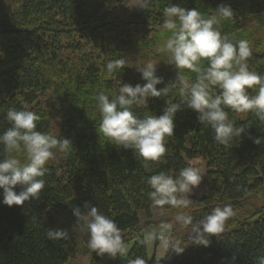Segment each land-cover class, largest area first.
I'll list each match as a JSON object with an SVG mask.
<instances>
[{"label":"trees","instance_id":"obj_1","mask_svg":"<svg viewBox=\"0 0 264 264\" xmlns=\"http://www.w3.org/2000/svg\"><path fill=\"white\" fill-rule=\"evenodd\" d=\"M170 4L197 8L205 17L213 16L221 4L230 5L234 15L221 21V33L234 42L246 40L252 52L249 70L264 76V41L254 43L245 35L247 21L264 15V0H151L147 9L138 11H132L130 0H0V134L11 127L6 118L10 108L29 110L40 117L38 131L67 138L73 145L61 162L46 165L38 200L8 206L0 188V264H68L80 254L89 255L90 264H123L119 254L99 256L89 249V236L73 215V208L83 211L86 202L116 222L123 243L134 241L129 259L142 257L145 264H256L264 256V207L246 208L264 186V121L255 113L225 109L234 126L245 129L225 146L215 141L214 130L194 110L183 107L176 114L174 134L166 139L165 155L149 161L147 168L134 150L112 144L99 132L95 97L101 91L111 97L123 83H146L129 56L139 48L154 53L156 46H163L171 35L163 28V10ZM157 56L162 64L156 74L163 77L157 88H163L177 69L167 63V53ZM118 59L125 67L108 76V62ZM184 74L195 80L190 70ZM249 94L256 93L249 89ZM172 102H182L176 88L167 96L149 98L146 107L134 112L160 115ZM58 121L59 128L54 126ZM257 138H262L260 144L254 142ZM7 155L0 145V159ZM199 156L207 162L206 195L190 196L187 208L164 207L182 210L193 224L216 207L230 205L235 215L225 221L221 234L207 237L208 246L193 243L190 234L175 260L169 255L150 258L146 234L152 222L142 223L139 215L141 210L151 215L154 205L147 179L161 172L175 177ZM56 228L68 230L69 238L49 240L47 231Z\"/></svg>","mask_w":264,"mask_h":264},{"label":"clouds","instance_id":"obj_2","mask_svg":"<svg viewBox=\"0 0 264 264\" xmlns=\"http://www.w3.org/2000/svg\"><path fill=\"white\" fill-rule=\"evenodd\" d=\"M150 3L151 0H138L135 7L147 9ZM163 15V28L171 35L160 51L168 54L167 63L177 69L176 77L165 87L157 88L163 83V77L156 74L157 64L148 62L136 66L146 83L134 86L123 83L118 93L111 94V97L104 91L95 97L101 117L99 132L112 144L134 150L136 156L143 159L145 168L149 161H159L165 155V142L174 134L176 114L185 106L197 113L202 124L210 125L215 141L225 146L245 130L234 126L226 108L236 113L253 112L264 121V76L249 70L247 61L252 55L249 44L246 40L234 42L220 30L221 21L233 17L232 7L221 4L213 16L205 17L197 8L170 4L164 8ZM124 67L123 59L110 61L106 74L111 76L115 70ZM185 69L196 74L195 80L187 78ZM174 88L178 89L182 102L166 103L160 115L141 117L134 112L136 107H146L149 98L167 96ZM215 89H219V94H213ZM249 89L256 94L250 95ZM6 118L11 127L0 134V145L8 154L0 159L3 203L24 205L26 201L40 198L45 186L42 177L47 163L55 155L53 150L67 153L73 145L67 138L58 139L38 131L40 117L32 111L10 108ZM254 142L260 144L262 138ZM13 153H23L25 161ZM203 176L198 168L192 166L182 168L175 177L163 172L151 175L147 179L152 189L148 195L155 205L187 208L192 202L189 194L200 185ZM17 185L22 189L19 192L16 191ZM73 215L77 217L76 225L87 232L88 247L92 252L99 256L126 255L121 231L112 218L90 202L85 203L83 211L81 207L73 208ZM234 215L233 208L226 205L214 208L198 224H193V218L187 215H178L176 219L185 226H192L193 243L208 246L210 241L207 237L221 234L225 221ZM47 238L67 240L69 232L61 228L49 229ZM170 247L176 254L185 250L180 241L171 242ZM128 264H145V260L136 257L128 259ZM256 264H264V256L257 257Z\"/></svg>","mask_w":264,"mask_h":264},{"label":"rangeland","instance_id":"obj_3","mask_svg":"<svg viewBox=\"0 0 264 264\" xmlns=\"http://www.w3.org/2000/svg\"><path fill=\"white\" fill-rule=\"evenodd\" d=\"M132 5V11H138L140 7H135L138 3V0H130ZM245 35L248 38L256 43L259 40L264 41V15L260 18L255 17L251 18L247 21V27ZM250 36V37H249ZM160 45L156 46L153 49L154 53H148L147 51L139 48L135 52V54L130 55V63L131 66L137 70L136 66L140 65L143 66L148 62H153L158 65L162 64V61H159L157 53H160ZM146 55H148L146 57ZM55 122L54 126L59 128V123ZM55 155L54 157L49 160V163H58L61 162L62 155L64 152L59 150H53ZM22 162L25 161V155L23 153L18 154V157ZM192 167L198 168L203 176V179L198 187L193 189V192L189 194L195 198H201L202 196L206 195L207 193V162L204 157L199 156L195 159L191 160ZM261 208L264 207V186L262 189L256 193L255 195L251 196L247 201L246 208ZM185 215V213L181 210L179 211H172L162 206L153 205L151 210V215L148 214L147 211L141 210L139 212L140 218L142 223H146L148 221L152 222V230L146 234V241L148 247V253L150 258H157V260H162L166 258L168 255L170 256L171 260H175L180 254H176L172 251L170 244L173 241H180V243L184 246L185 245V237H189L192 234V226H185L182 222L177 221L176 217L178 215ZM76 231L80 235L81 229H77ZM79 242L81 240L80 236L78 238ZM134 245V241L124 243L126 249V255L121 256L120 259L123 264H128L129 259V252ZM83 258V257H82ZM72 259V258H71ZM70 259V260H71ZM79 260V261H76ZM83 259H75L68 262V264H72L73 262H78V264H82Z\"/></svg>","mask_w":264,"mask_h":264},{"label":"crops","instance_id":"obj_4","mask_svg":"<svg viewBox=\"0 0 264 264\" xmlns=\"http://www.w3.org/2000/svg\"><path fill=\"white\" fill-rule=\"evenodd\" d=\"M83 257V258H82ZM73 260L75 259H83V263L82 264H90V256L87 254H80L78 256H76L75 258H72ZM72 259L70 261H72ZM69 261V263H70ZM79 261V260H76ZM72 264H78V262H73Z\"/></svg>","mask_w":264,"mask_h":264}]
</instances>
